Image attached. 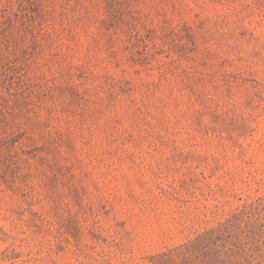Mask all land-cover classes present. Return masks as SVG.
I'll return each instance as SVG.
<instances>
[{"label": "rangeland", "instance_id": "obj_1", "mask_svg": "<svg viewBox=\"0 0 264 264\" xmlns=\"http://www.w3.org/2000/svg\"><path fill=\"white\" fill-rule=\"evenodd\" d=\"M0 264H264V0H0Z\"/></svg>", "mask_w": 264, "mask_h": 264}]
</instances>
